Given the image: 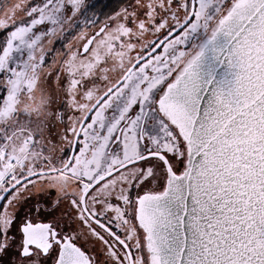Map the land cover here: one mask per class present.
Instances as JSON below:
<instances>
[{"label": "snow or ice", "instance_id": "1", "mask_svg": "<svg viewBox=\"0 0 264 264\" xmlns=\"http://www.w3.org/2000/svg\"><path fill=\"white\" fill-rule=\"evenodd\" d=\"M97 7L0 3V264H264V0Z\"/></svg>", "mask_w": 264, "mask_h": 264}, {"label": "trees", "instance_id": "2", "mask_svg": "<svg viewBox=\"0 0 264 264\" xmlns=\"http://www.w3.org/2000/svg\"><path fill=\"white\" fill-rule=\"evenodd\" d=\"M104 1H105V4H106V7H107L105 9L102 8L104 13H110L113 10V8H115L119 3L122 2V0H104ZM99 2H100V0H98V3ZM95 11L99 12L100 9L97 8V9H95Z\"/></svg>", "mask_w": 264, "mask_h": 264}, {"label": "flooded vegetation", "instance_id": "3", "mask_svg": "<svg viewBox=\"0 0 264 264\" xmlns=\"http://www.w3.org/2000/svg\"><path fill=\"white\" fill-rule=\"evenodd\" d=\"M97 3H98V1H97ZM97 8H99L100 9V11L98 12V13H100L101 14V18H102V15H103V13H104V11H103V9L102 8H107L106 7V4H105V1L104 0H100V2L98 3V7Z\"/></svg>", "mask_w": 264, "mask_h": 264}, {"label": "rangeland", "instance_id": "4", "mask_svg": "<svg viewBox=\"0 0 264 264\" xmlns=\"http://www.w3.org/2000/svg\"><path fill=\"white\" fill-rule=\"evenodd\" d=\"M98 1V0H97ZM3 2V0H0V3H2ZM0 38H2V37H0ZM57 47H59V45H57Z\"/></svg>", "mask_w": 264, "mask_h": 264}]
</instances>
